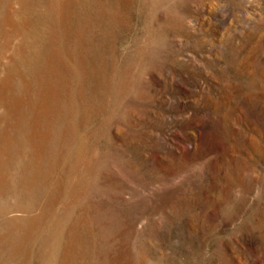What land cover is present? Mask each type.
I'll list each match as a JSON object with an SVG mask.
<instances>
[{"label": "rangeland", "instance_id": "obj_1", "mask_svg": "<svg viewBox=\"0 0 264 264\" xmlns=\"http://www.w3.org/2000/svg\"><path fill=\"white\" fill-rule=\"evenodd\" d=\"M0 264H264V0H0Z\"/></svg>", "mask_w": 264, "mask_h": 264}]
</instances>
